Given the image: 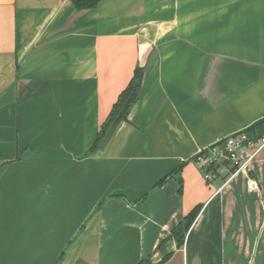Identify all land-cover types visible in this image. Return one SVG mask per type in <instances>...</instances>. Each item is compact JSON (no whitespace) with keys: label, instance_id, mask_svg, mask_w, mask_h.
<instances>
[{"label":"crops","instance_id":"1","mask_svg":"<svg viewBox=\"0 0 264 264\" xmlns=\"http://www.w3.org/2000/svg\"><path fill=\"white\" fill-rule=\"evenodd\" d=\"M251 127L264 0H0V264H264V147L219 186L192 160Z\"/></svg>","mask_w":264,"mask_h":264},{"label":"built area","instance_id":"2","mask_svg":"<svg viewBox=\"0 0 264 264\" xmlns=\"http://www.w3.org/2000/svg\"><path fill=\"white\" fill-rule=\"evenodd\" d=\"M263 147L264 138H252L239 132L200 150L194 155L193 163L201 171L205 181L222 176L228 181L250 165Z\"/></svg>","mask_w":264,"mask_h":264},{"label":"trees","instance_id":"3","mask_svg":"<svg viewBox=\"0 0 264 264\" xmlns=\"http://www.w3.org/2000/svg\"><path fill=\"white\" fill-rule=\"evenodd\" d=\"M69 1L72 3L75 10L82 11V10L94 9L99 4V2H101L102 0H69ZM142 78H143V72L141 68L136 67L127 86L118 95L117 100L112 105L107 118L101 125L99 133L95 140V143L93 144V147L91 148L92 152H94L98 148H102L107 143V141L110 139V137L114 133L117 126L121 124L122 122L127 121L132 107L135 105V103L138 100V95H139V91H140L141 84H142ZM252 129L253 127L244 131V133L251 136L252 133L250 134V131H252ZM180 168L181 167H179V169ZM179 169H177V172ZM170 176L171 175H168L165 178L159 180L155 184L152 190L159 188L164 182H166V180H168ZM222 180L224 182L226 178L223 177ZM198 212H199V207H195L184 218L182 223L179 224L173 230L172 232L173 235L175 237H179L177 239V242L179 245H182L184 235L187 232L190 225L192 224V222L195 220Z\"/></svg>","mask_w":264,"mask_h":264},{"label":"rangeland","instance_id":"4","mask_svg":"<svg viewBox=\"0 0 264 264\" xmlns=\"http://www.w3.org/2000/svg\"><path fill=\"white\" fill-rule=\"evenodd\" d=\"M224 176H222V178H223ZM215 180V179H214ZM213 181V180H212ZM223 183V180L220 178V180H219V178H216V180H215V182H214V184L216 185V186H219V185H221Z\"/></svg>","mask_w":264,"mask_h":264}]
</instances>
